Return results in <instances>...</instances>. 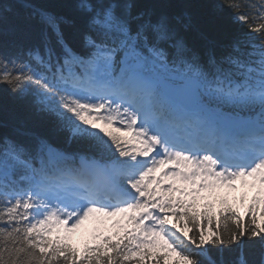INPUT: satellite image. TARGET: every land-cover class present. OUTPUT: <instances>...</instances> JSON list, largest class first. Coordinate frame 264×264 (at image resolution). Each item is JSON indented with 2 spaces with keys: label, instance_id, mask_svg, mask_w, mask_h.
I'll use <instances>...</instances> for the list:
<instances>
[{
  "label": "snow or ice",
  "instance_id": "6c2138e0",
  "mask_svg": "<svg viewBox=\"0 0 264 264\" xmlns=\"http://www.w3.org/2000/svg\"><path fill=\"white\" fill-rule=\"evenodd\" d=\"M0 85V264H264V0H0Z\"/></svg>",
  "mask_w": 264,
  "mask_h": 264
},
{
  "label": "trees",
  "instance_id": "16d2710c",
  "mask_svg": "<svg viewBox=\"0 0 264 264\" xmlns=\"http://www.w3.org/2000/svg\"><path fill=\"white\" fill-rule=\"evenodd\" d=\"M218 23L221 26V28L225 32H227V33H231V32L237 31V30H243L242 25L236 24V23H234L232 21L230 13H228L226 10L221 15V18L218 21ZM0 88H3V86L0 85ZM8 106L10 108L16 107L17 110L19 112H21V114L23 112L22 106H20V105H13V103L11 101H8ZM254 193H255V189H253V190H250L249 189L247 191L241 190L240 191V194L238 195V198H236L235 196H233V194L231 193V191L228 190V189H221L219 191V195L220 196L226 197L227 204L230 205L231 207H233L234 209H236L241 214V216H244L245 217V220H247V218H248L245 215L246 208H247V205H248L249 201L251 200V197H252V195ZM241 196L244 197L243 203L241 202V199H240ZM239 202L242 203V209H240V207H238V205H237ZM222 206L223 205H221L219 203V200L217 199L216 202H215L214 211L218 210ZM213 224H215V220L213 221ZM205 226L207 227V225H205ZM89 227H90V233H89V235H85V236H82V237H79V238H75V239H72V240L69 238V241H68L69 243L72 244L73 247L77 248L81 252H83V250H84V248H85L86 245H91V244H93V243L96 242L93 239V231H94L95 228L99 227L100 230L106 231L109 234L112 233V232H115L117 230L114 227V225H108L106 223L104 225H99L98 226L94 222H91V221H90ZM237 257H238V250L237 249H232L231 251H227L225 253V258L227 260L236 261Z\"/></svg>",
  "mask_w": 264,
  "mask_h": 264
},
{
  "label": "rangeland",
  "instance_id": "374dc122",
  "mask_svg": "<svg viewBox=\"0 0 264 264\" xmlns=\"http://www.w3.org/2000/svg\"><path fill=\"white\" fill-rule=\"evenodd\" d=\"M247 189H250V188L241 185V183L239 181H237V188L235 190H231V189H228V190L231 191L233 196H237L238 194H240L241 190L246 191ZM239 206H241V203H239ZM114 219H116V218H110L107 220V222L109 224H113ZM88 223L89 222H86V224L84 226H82L81 228H79V229L75 230L74 232H72L71 234H69V238L75 239V238H79V237H82L84 235H87L89 233Z\"/></svg>",
  "mask_w": 264,
  "mask_h": 264
}]
</instances>
